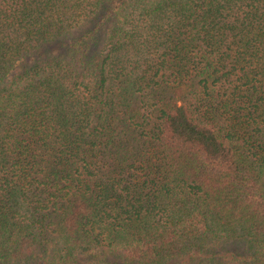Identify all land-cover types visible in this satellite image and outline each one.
<instances>
[{
  "label": "trees",
  "instance_id": "obj_1",
  "mask_svg": "<svg viewBox=\"0 0 264 264\" xmlns=\"http://www.w3.org/2000/svg\"><path fill=\"white\" fill-rule=\"evenodd\" d=\"M0 264H264V0H0Z\"/></svg>",
  "mask_w": 264,
  "mask_h": 264
}]
</instances>
